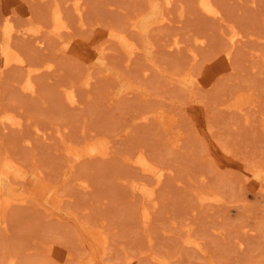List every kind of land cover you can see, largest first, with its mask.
I'll return each instance as SVG.
<instances>
[{
	"label": "rangeland",
	"instance_id": "obj_1",
	"mask_svg": "<svg viewBox=\"0 0 264 264\" xmlns=\"http://www.w3.org/2000/svg\"><path fill=\"white\" fill-rule=\"evenodd\" d=\"M83 1L0 0V262L264 264V0Z\"/></svg>",
	"mask_w": 264,
	"mask_h": 264
},
{
	"label": "bare ground",
	"instance_id": "obj_2",
	"mask_svg": "<svg viewBox=\"0 0 264 264\" xmlns=\"http://www.w3.org/2000/svg\"><path fill=\"white\" fill-rule=\"evenodd\" d=\"M55 1H56V0H55ZM82 1H83V0H82ZM211 1H212V0H211ZM58 2H59V0H58ZM83 2H84V1H83ZM203 2H204V6H205V8H206L209 12H214V13L218 14L217 11H216V9L214 8L215 6H214V7L212 6V5H214L212 2L210 3L209 0H203ZM200 3H201V2H200ZM167 4H168V2H167ZM82 5H83V4L80 5V8L83 7ZM78 6H79V5H78ZM78 6H77V7H78ZM83 8H85V5H84ZM78 9H79V8H77V9L75 8V10L77 11V15H78V11L81 10L82 8L79 9V10H78ZM59 10H61V9H59ZM62 10H63V9H62ZM62 10H61V11H62ZM203 10H205L204 7H203ZM207 10H205V12H207ZM219 10H220V9H219ZM56 11H57V10H56ZM81 11L84 12L85 9H83V10H81ZM81 11H79V12H81ZM54 13H55V11H54ZM84 13H85V12H84ZM56 14H57V13H56ZM82 14H83V13H82ZM8 15H9V14H8ZM54 15H55V14H54ZM167 15L169 16V14H167ZM178 15H180V14H178ZM203 15H204V14H203ZM79 16H81V15L79 14ZM82 16H83V15H82ZM181 16H182V15H181ZM54 17H55V16H54ZM83 17H84V16H83ZM83 17H82V20L84 19V21H86L85 17H84V18H83ZM170 17H171V16H170ZM196 17H198V16H196ZM9 18H10V17H9ZM9 18H8V19H9ZM171 18H172V17H171ZM52 19H54V18H52ZM77 19H78V18H77ZM59 20H60V19H59ZM71 20H74V19L71 18ZM79 20H80V19H79ZM79 20H78V21H79ZM8 21H9V20H8ZM53 22H54V21H53ZM57 22H59V21L57 20ZM165 22H166V21H165ZM8 23H9V22H8ZM66 23H67V22H66ZM161 23H162V22H161ZM223 24H224V23H223ZM9 25H10V24H9ZM43 25H45V27L48 26V25H46V24H43ZM56 25H57V24H56ZM59 25H61V24H59ZM234 25H235V24H234ZM62 26H64V25H62ZM68 26H69V24L67 23V28H69V27L71 28V22H70V26H69V27H68ZM235 26H236V25H235ZM235 26H234V27H235ZM15 27H16V26H15ZM64 27H65V26H64ZM5 28H7V27H5ZM65 28H66V27H65ZM53 29H55V28H53ZM112 29H113V28H112ZM17 30H18V28H17ZM235 30H236V29H233V31H235ZM237 30H238V29H237ZM9 31H10V30H9ZM39 31H41V30H39ZM42 31H44V30L42 29ZM60 31H61V30H60ZM239 31H241V30H239ZM113 32H114V31H113ZM12 33H16V31H14V32H12ZM38 33H39V32H38ZM110 33H111V32H110ZM240 33H241V32H240ZM242 34H243V33H242ZM111 35H112V34H111ZM237 35H238V32H236V33L233 34V36H232L233 44H231V45H235V43L238 41L239 36H237ZM4 36H5V34H4ZM37 36H40V35H37ZM37 36H36V37H37ZM114 36H115V35H114ZM195 36H197V35H195ZM204 36H206V35H203V37H204ZM109 37H110V35H109ZM203 37H202V38H203ZM178 38H179V37H178ZM195 38H196V37H195ZM37 39H41V37H40V38H37ZM103 39H104V38L101 39V42H102ZM110 39H111V38H109L108 40L110 41ZM196 40H197V39H196ZM206 40H207V39H206ZM240 40H241V38H240ZM39 41H40V40H39ZM42 41H43V40H42ZM42 41H41V42H42ZM0 42H1V41H0ZM41 42H40V43H41ZM11 43H13V39H12ZM98 43H99V42H98ZM175 43L177 44V46L180 45V40H179V39L176 40ZM194 43H195V42H194ZM199 43H200V42H199ZM209 43H210V42H209ZM170 44H171V42H170ZM200 44L202 45V43H200ZM207 44H208V43H207ZM100 45H101V43H100ZM100 45H99V46H100ZM107 45H108V44H107ZM182 45H183V44H182ZM182 45H181V47H182ZM188 45H189V44H188ZM188 45H187V46H188ZM195 45H196V44H195ZM195 45H194V46H195ZM197 45H198V46H197ZM197 45H196V48L200 46L199 44H197ZM204 45H205V44H204ZM208 45H209V44H208ZM211 45H212V44H211ZM109 46H110V48H111V45H110V44H109ZM184 46H185V45H184ZM191 46H192V45H191ZM194 46H193V47H194ZM202 46H203V45H202ZM0 47H1V45H0ZM61 47H62V46H61ZM107 47H108V46H107ZM173 47H174V46H173ZM3 48H4V47H3ZM100 48H101V46H100ZM100 48H99V49H100ZM105 48H106V47H105ZM174 48H175V47H174ZM178 48H179V47H178ZM191 48H192V47H190V50L192 51V54H194V53H193V50H192ZM196 48L194 49L195 52H197V51H196ZM204 48H205V47H204ZM210 48H211V47H210ZM229 48H231V47H229ZM229 48H228V49H229ZM11 49H12V47H11ZM11 49H10V50H11ZM13 49H14V48H13ZM101 49H102V48H101ZM176 49H177V48H176ZM179 49H180V48H179ZM182 49H183V48H182ZM207 49H208V48H207ZM232 49H234V46H233V48H231V50L229 51V53L232 51ZM3 50H4V49H3ZM3 50H2V51H3ZM14 50H15V49H14ZM198 50H199V48H198ZM17 51H18V50H17ZM17 51H16V52H17ZM98 51H99V50H98ZM104 51H105V50H104ZM135 51H136V50H135ZM199 51H200V50H199ZM199 51H198V52H199ZM202 51H204V49H203ZM11 52H15V51L12 50V51L9 52V54H12ZM223 52H224V50H223ZM2 53H3V52H2ZM2 53L0 52V54H2ZM17 53H18V52H17ZM199 53H201V52H199ZM204 53H206V52L204 51ZM7 54H8V53H7ZM13 54H14V53H13ZM13 54H12V55H13ZM129 54H130V53H129ZM133 54H134V53H133ZM196 54H198V53H196ZM201 54H203V52H202ZM211 54H212V53H211ZM214 54H215V53H214ZM225 54H226V53H225ZM2 55H3V54H2ZM12 55H11V56H12ZM106 55H107V53H106ZM207 55H209V54H207ZM212 55H213V54H212ZM226 55H227V54H226ZM230 55H232V54H230ZM5 56H6V55H5ZM15 56H16V55H14V57H15ZM100 56L102 57V54H101ZM195 56H196V55H194V57H195ZM199 56H200V55L198 54V57H199ZM204 56H205V55H204ZM209 56H210V55H209ZM221 56H222V55H221ZM0 57H1V55H0ZM106 57H107V56H106ZM128 57H130V56H128ZM201 57H202V56H201ZM12 58H13V56H12ZM17 58H18V57H17ZM6 59H7V58H6ZM15 59H16V57H15ZM15 59H14V60H15ZM195 59H196V58H195ZM198 59H199V58H197L196 60H198ZM207 59H208V57H207ZM212 59H214V58H212ZM222 59H223V58H222ZM9 60L11 61V58H10ZM14 60H13V62H14ZM17 60H19V59H17ZM48 60H49V59H47V61H48ZM196 60H195V61L193 60V61H194L195 64H196V63L198 64L199 61H196ZM200 60H201V59H200ZM0 61H1V60H0ZM6 61H7V60H6ZM45 61H46V60H45ZM207 61H208V60H207ZM217 61H218V60H217ZM229 61H230V60H229ZM19 62H20V61H19ZM45 63L47 64V62H45ZM194 63H191V64H193V66H195ZM1 64H2V63H1ZM9 64H10V62H9ZM230 64H231V63H230ZM5 65H6V64H5ZM47 65H49V64H47ZM47 65H46V66H47ZM52 65H53V64H52ZM43 66H45V65H43ZM193 66H192V68H194ZM199 66H200V64H199ZM227 66H228V64H227ZM0 67H1V66H0ZM2 67H5V66H3V64H2ZM49 67L51 68V66H49ZM196 67H198V66H196ZM201 67H202V66H201ZM201 67H199V69H202ZM216 67H217V66H216ZM225 67H226V66H225ZM195 69H196V68H195ZM217 69H218V67H217ZM223 71H225V70H223ZM223 71H222V72H223ZM195 73H197V72H195ZM200 73H201V72H200ZM198 74H199V73H198ZM87 75H88V74H87ZM193 75H195V74L193 73ZM196 80H199V79H196ZM196 80H195L194 82H196ZM31 86H33V85H31ZM0 102H1V101H0ZM263 107H264V106H263ZM6 108H7V107H6ZM151 110H152V109H151ZM148 111H149V109H148ZM167 111H168V110H167ZM152 112H153V110H152ZM152 112H151V113H152ZM155 112H157V111H155ZM146 113H147V112H146ZM2 115H3V114H2ZM149 115H150V114H149ZM151 115H152V114H151ZM168 115H169V114H168ZM173 116H174V115H173ZM1 117H2V116H1ZM3 117H4V116H3ZM4 118H5V117H4ZM4 118H3V119H4ZM1 119H2V118H1ZM19 119H20V118H19ZM171 119H172V118H171ZM245 120H246V119H245ZM168 121H169V120H168ZM246 121H247V120H246ZM250 121H251V120H250ZM173 122H174V120H173ZM246 123H247V122H246ZM166 124H167V123H166ZM171 124H173V123H171ZM171 124H170V125H171ZM168 125H169V123H168ZM256 125H257V124H256ZM171 126H172V125H171ZM255 128H256V127H255ZM36 129H38V132H39V129H40V128H36ZM262 129H263V128H262ZM262 129H261V130H262ZM40 131L42 132V130H40ZM259 131H260V130H259ZM262 131H263V130H262ZM44 132H45V131H44ZM120 133H121V131H120ZM263 133H264V132H263ZM40 134H41V133H40ZM179 134H180V133H179ZM181 134H182V133H181ZM42 135H43V133H42ZM180 136H181V135H180ZM181 137H182V136H181ZM28 140H29V139H28ZM11 160H12V159H11ZM12 161H14V160H12ZM14 162H15V161H14ZM16 162H17V161H16ZM0 163H2V160H1ZM2 165H3V164H2ZM2 165H1L0 168H2V169L4 168V169H5L6 167H4V166H2ZM18 167H19V166H18ZM166 168H167V167H166ZM19 169H20V167H19ZM161 169H162V168H161ZM0 170H1V169H0ZM15 171H16V170H15ZM13 172H14V170H13ZM149 172H150V171H149ZM155 172L158 174V175H157V179H158L159 181L161 180V182H162L163 175H164L165 173H164L163 171H159V170H157V171L155 170ZM166 173H167V172H166ZM172 173H174V172H172ZM16 174H17V172H16ZM9 175H10V174H9ZM11 176H13V175H11ZM11 176H10V177H11ZM172 176H173V175H172ZM180 177H181V176H180ZM182 178H183V177H182ZM81 179H82V178H81ZM124 179L126 180L127 178H124ZM84 180H86V179H84ZM122 180H123V179H122ZM167 180H168V179H167ZM0 181H1V180H0ZM80 181H81V180H80ZM123 181H124V180H123ZM123 181H122V182H123ZM168 181L170 182V180H168ZM81 182H82V181H81ZM125 182H128V181L126 180V181H124L123 183H125ZM161 182H158V184H160ZM79 184H80V183H79ZM80 185H81V184H80ZM83 185H84V183H83ZM125 185H126V184H125ZM161 185H162V184H161ZM133 186L136 187V186H135V183L133 184ZM82 187H84V186H82ZM162 188H164V187H162ZM133 189H134V188H133ZM167 189H169V188H167ZM160 190H161V189H160ZM5 191H7V190H5ZM134 191H136V190H134ZM156 193H157V192H156ZM160 194H161V193H159V195H158V194H157V195L160 196ZM221 194H222V193H221ZM227 194H228V193H227ZM1 195H2V194H1ZM4 195H7V194H4ZM4 195H3V196H4ZM169 195H170V194H169ZM218 195H219V194H218ZM15 196H17V195H15ZM158 196H156V197H158ZM166 196H168V195H166ZM223 196H225V195H223ZM17 197H18V196H17ZM19 197H20V196H19ZM21 197H22V195H21ZM168 197H169V196H168ZM168 197H167V198H168ZM1 198H2V196H1ZM153 198L156 199L155 197H153ZM165 198H166V197H165ZM217 198H218V197H217ZM221 198H222V197H220V199H221ZM22 199H24V198L22 197ZM151 199H152V198H151ZM151 199H150V200L148 199V201H152ZM159 199H160V197H158L156 200L159 201ZM162 199H163V202L165 203V201H164L165 199H164L163 197H162ZM9 200H10V198H9L8 200H6V201H9ZM146 200H147V199H146ZM156 200L152 201L153 204H154V202H156ZM221 200H223V199H221ZM221 200H220V201H221ZM224 200H225V199H224ZM227 200H228V199H227ZM229 200H230V199H229ZM22 201H23V200H22ZM158 201H157V203H159ZM217 201H218V200H217ZM233 201H234V200H233ZM3 202H4V198H3ZM10 202H11V200H10ZM10 202H9V203H10ZM35 202H36V199H35L34 203H35ZM163 202H162V200H160V203H161V204H157L158 207L155 205L156 208H155V206H154L153 204H152V205L154 206V208H155V210H156L157 208L165 207V205L163 206V204H162ZM224 202H225V201H224ZM24 203H25V202H24ZM28 203H29V202H28ZM37 203H38V202H37ZM145 203H146V202H145ZM147 203H148V202H147ZM147 203H146V204H147ZM226 203L229 204V202H226ZM231 203L233 204V202H231ZM235 203H236V202H235ZM146 204H145V207H144V208H146V210H147ZM3 205H4V206H7V203H6V204L3 203ZM150 205H151V202L149 203V206H150ZM159 205H160V206H159ZM161 205H162V206H161ZM149 206H148V207H149ZM4 208H5V207H4ZM144 208H143V209H144ZM232 208H233V207H232ZM2 209H3V207H2ZM5 209H7V208H5ZM149 209H150V208H149ZM218 209H220V206H219ZM223 209H224V208H223ZM225 209H226V208H225ZM150 210H151V209H150ZM150 210H149V211H150ZM153 210H154V209H153ZM155 210H154V211H155ZM226 210H227V209H226ZM4 211H6V210H4ZM144 211H145V210H144ZM156 211H157V210H156ZM156 211H155V212H156ZM1 212H3V211H1ZM1 212H0V213H1ZM17 212H18V211H17ZM17 212H14V214L17 213ZM20 212H21V211H20ZM145 212H146V211H145ZM145 212H144V214H145ZM178 212H179V211H178ZM18 213H19V212H18ZM10 214H12L11 216H12V218L14 219V215H13V213L11 212ZM19 214H20V213H19ZM195 214H196V213H195ZM20 215H21V214H20ZM150 215H153V214H150ZM2 216H3V214H2ZM5 216H6V215H5ZM152 217H153V216H152ZM191 217H193V219H198V218H199V216H198V218H196V215H193V216L191 215ZM8 218H9V217H8ZM15 218H16V217H15ZM189 218H190V217H189V215H188V219H189ZM191 219H192V218H190V220H191ZM0 220H1V219H0ZM126 220H127V219H126ZM147 220H148V219H147ZM166 220H167V219H166ZM186 220H187V219H186ZM190 220H189V221H190ZM7 221L9 222V220H7ZM124 221H125V220H124ZM124 221H123V222H124ZM127 221H128V220H127ZM168 221H169V219H168ZM194 221H195V220H194ZM8 222L6 223L7 225H8ZM125 222H126V221H125ZM191 222H193V221L191 220ZM200 222H201V220H200ZM120 223L123 224L122 222L119 221V224H120ZM150 223H151V221H150ZM182 223H183V222H181V226H182ZM189 223H190V222H189ZM121 224H120V225H121ZM128 224H129V223H128ZM186 224H187V223H186ZM190 224H192V223H190ZM120 225H118V227H120ZM130 225H131V224H130ZM183 225H184V224H183ZM188 225H189V224H188ZM204 225H205V224H204ZM217 225H218V224H217ZM224 225H225V224H224ZM224 225H223V226H224ZM121 226H122V225H121ZM184 226H185V225H184ZM184 226H183V227H184ZM197 226H199V225L197 224ZM197 226H195V229H196ZM214 226H215V225H214ZM225 226H226V225H225ZM127 227H129V226H127ZM203 227H204V226H203ZM124 228H125V229H124L125 232H124V231H123V232L126 234V231H127L126 225H125ZM184 228L186 229V226H185ZM192 228H193V227H192ZM204 228L206 229L207 226H205ZM117 229H118V228H117ZM117 229H116V230H117ZM163 229H165V230H167V231H170L168 228H163ZM185 229H183V230H185ZM202 229H203V228H202ZM210 229H211V228H210ZM179 230H180V229H179ZM109 231H110V230H109ZM113 231H114V230H113ZM181 231H182V230H181ZM187 231H188V230H187ZM195 231H196V230H195ZM197 231H200V230L197 229ZM201 231H202V230H201ZM201 231H200V232H201ZM106 232H107V231H106ZM121 232H122V229H121ZM123 232H122V234H123ZM165 232H166V231H165ZM177 232H178V231H177ZM182 232H183V233H181V236L185 234L184 231H182ZM208 232H209V231H208ZM226 232H227V230H226ZM108 233H109V232H108ZM108 233H106V234L108 235ZM159 233H161V232H159ZM162 233H163V232H162ZM167 233H168V232H166L165 234H167ZM178 233H179V232H178ZM217 233H218V232H217ZM1 234H2V233H1ZM1 234H0V236H3V235H1ZM16 234H19V233H16ZM110 234H112L111 238L114 237L113 233L110 232ZM163 234H164V233H163ZM215 234H216V233H215ZM168 235H169V234H168ZM202 235H203V234H202ZM225 235H227V234H225ZM17 236H18V235H17ZM108 236H110V235H108ZM156 236L159 237V234H158V235H155L154 237H156ZM171 236H172V238H173V236H174L173 239H174V240H175V239L177 240V238H175V236H177V235H175V234H174V235L170 234V236H169V237H170V240H172ZM181 236H178V239H179V237H181ZM185 236H186V235H185ZM212 236H213V235H211V237H212ZM217 236H219V235H217ZM102 237H103V236L101 235V238H102ZM124 237H125V236H124ZM124 237H123V238H124ZM157 237L154 238V239H156L157 241H159V239H158ZM186 237H188V236H186ZM220 237H221V235H220ZM220 237H219V238H220ZM222 237H223V236H222ZM0 238H1V237H0ZM159 238H160V237H159ZM200 238H201V237H200ZM14 239L16 240V238H14ZM113 239H115V237H114ZM116 239H117V238H116ZM124 239H125V238H124ZM167 239H168V238H167ZM167 239H165V240L167 241ZM187 239H188V238H187ZM211 239H213V238H211ZM211 239H209V240H211ZM224 239H225V237H224ZM122 240H123V239H122ZM176 240H175V241H176ZM181 240H182V239H181ZM202 240H203V239H201V241H202ZM16 241H17V240H16ZM16 241H15V242H16ZM123 241H125V240H123ZM123 241H122L121 243H123ZM126 241H128V240L126 239ZM126 241H125V242H126ZM217 241H218V240H217ZM217 241H216V242H217ZM220 241H222V240L220 239L219 242H220ZM94 242H95V241H94ZM159 242H161V239H160ZM179 242H180V241H179ZM222 242H223V241H222ZM121 243H120V245H121ZM126 243H127V242H126ZM155 243L157 244L158 242L155 241ZM175 243H176V242H175ZM177 243H178V242H177ZM9 244H10V243H9ZM13 244H14V241H13ZM17 244H18V243H17ZM180 244L182 245L183 243L181 242ZM189 244H190V243H189ZM120 245H118V247H120ZM123 245H124V244H123ZM126 245H127V244H125V246H126ZM128 245H129V244H128ZM193 245H194V244H193ZM10 246H11L10 250H12V247H13V251H11V252H9V253H12V252L15 253V252H14V247H16V246H15V245L12 246V244H10ZM158 246H160V245H158ZM161 246H162V245H161ZM164 246H165V245H164ZM169 246H171V245H169ZM182 246H183V245H182ZM118 247L116 246L115 248L117 249ZM123 247H124V246H123ZM162 247H163V246H162ZM115 248H113L114 251L116 250ZM168 248H169V247H167L166 250H169ZM111 249H112V248H111ZM113 249H112V251H113ZM123 249H124V248H123ZM173 249L176 251V249H175V247H174V248H172V253H173ZM0 250H1V248H0ZM1 251H2V250H1ZM1 251H0V252H1ZM116 251H117V250H116ZM178 251H180V250H178ZM2 252H3V251H2ZM120 252L122 253L123 250H120L119 253H115V252H114V253H115L114 255H117V254H118L117 256L120 257ZM127 252H130L129 249H128ZM127 252H126V253H127ZM166 252H167V251H166ZM70 253H71V252H70ZM131 253H132V252H130L129 254L131 255ZM169 253H170V252H169ZM123 254H125V252H124ZM176 254H177V253H176ZM13 255H14V254L11 255V256H12V259H14V258L17 259L16 256L14 257ZM114 255L112 256V259H113V257H115V259H117V256H114ZM126 255H127V254H126ZM130 255H129V256H130ZM124 256H125V255H124ZM127 256H128V255H127ZM132 256H133V254H132ZM0 257H1L0 259H2V258H4V257L6 258V256L3 257V255H1V254H0ZM125 257H126V256H125ZM133 257H134V256H133ZM174 257H175V256H174ZM177 257H179V253L177 254ZM208 257H209V256H208ZM7 258H8V257H7ZM106 258H109V256L106 257ZM121 258H123V257H121ZM15 259H14V260H15ZM125 259H126V258H125ZM125 259H123V260H125ZM174 259H175V258H174ZM177 259H180V258H177ZM8 260H10V262H8L9 264H16L15 262H17V261L15 260L14 263H11V262H13V260L11 261V259L4 260L3 262L8 261ZM117 260H119V259H117ZM126 260L128 261V263L130 262V261L128 260V258H127ZM126 260H125V263L122 262L121 264H126V262H127ZM130 260H131V258H130ZM132 260H133V259H132ZM0 261H2V260H0ZM109 261H110V260H109ZM113 261H116V260L113 259ZM178 261H179V260H178ZM0 263L2 264V262H0ZM5 263H6V262H5ZM5 263H4V264H5ZM119 263H120V262H119ZM128 263H127V264H128ZM173 263H175V262H173ZM42 264H44L43 261H42ZM129 264H130V263H129Z\"/></svg>",
	"mask_w": 264,
	"mask_h": 264
}]
</instances>
